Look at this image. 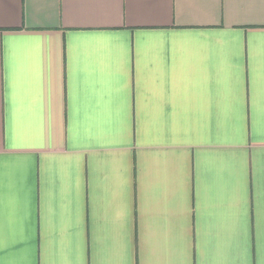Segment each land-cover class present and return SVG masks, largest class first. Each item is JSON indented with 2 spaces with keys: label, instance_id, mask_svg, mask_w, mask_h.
Here are the masks:
<instances>
[{
  "label": "crops",
  "instance_id": "crops-1",
  "mask_svg": "<svg viewBox=\"0 0 264 264\" xmlns=\"http://www.w3.org/2000/svg\"><path fill=\"white\" fill-rule=\"evenodd\" d=\"M41 0H0V220L7 212L13 240L0 238V248L10 244L15 264H44L43 238L49 223L62 224L78 247L84 264H101L111 256L114 243L123 244L120 264H147L145 239L157 230L169 236L172 264H203L202 235L208 225H218L233 236L236 264H264V137L255 131L251 104V78L247 38L241 42L239 63L245 89V185L238 206L206 208L205 197L216 202L231 193L235 177L200 171L197 148L189 149L186 171L169 179L168 212L150 214L158 189H149V148L142 142L146 124L162 106L163 120L170 123L174 41L183 33L255 29L260 21L229 22L224 17L191 18L177 11L178 0H63L55 15H39ZM42 40L40 51V144L19 148L12 143L13 127L6 42L13 37ZM106 36L120 53L114 79L109 81L106 102L126 126V139L98 153L92 146L77 148L74 126L82 117L84 75L70 54L77 37ZM162 47L145 51L149 38ZM235 62V61H234ZM147 65V66H146ZM162 71V92L152 95L146 83L148 70ZM158 83L160 80L158 79ZM213 106L210 131L230 134V123L217 114V87L210 84ZM80 156V181L71 176L61 190L58 175L42 168L48 156ZM122 161L123 188L118 200L124 205L122 225H113L115 210L107 161ZM30 164L21 174L6 164ZM102 169V171H99ZM8 179H5V173ZM106 177H108L106 179ZM207 190V191H206ZM7 194V200L5 196ZM24 201L22 216L15 197ZM0 252V261L3 260Z\"/></svg>",
  "mask_w": 264,
  "mask_h": 264
},
{
  "label": "clouds",
  "instance_id": "clouds-1",
  "mask_svg": "<svg viewBox=\"0 0 264 264\" xmlns=\"http://www.w3.org/2000/svg\"><path fill=\"white\" fill-rule=\"evenodd\" d=\"M63 0H41L36 13L55 15ZM179 14L191 18L224 17L229 22L260 21L255 29L234 31L183 33L174 41L176 58L172 67L170 93V123L163 120L162 106L155 109L152 119L146 124L142 142L148 146L149 189H158L153 204L162 205L149 209L150 214L168 212L167 200L170 192L169 179L178 171H186L191 160L189 149L197 148L195 163L205 173L219 177L227 174L235 177L231 193H221L216 202L205 197L206 208H228L238 206L245 185V89L243 73L239 63L242 38L248 45L251 104L254 113L253 126L264 137V0H178ZM39 37H13L6 42L10 80V103L12 112V143L19 148H32L40 144V51ZM162 47V41L151 37L145 51ZM77 66L84 75L83 111L74 126L77 148L92 146L98 153L107 151L106 146L118 145L126 139V126L122 125L114 110L108 107L107 85L119 69L121 53L110 44L106 36L77 37L70 45ZM235 61V62H234ZM147 66V65H146ZM148 70L147 90L156 95L162 92V71ZM158 79L160 82L158 83ZM215 83L217 92L215 107L217 114L230 123L227 135H213L210 131V116L213 97L210 84ZM80 156H48L42 168L55 172L61 180V190L68 184L70 176L80 181ZM112 181L114 207L111 220L114 226L122 225L124 205L118 200L123 188V165L113 155L107 161ZM30 164H6L21 174ZM99 171H102L100 169ZM108 177H106L107 179ZM8 179V173H5ZM207 191V190H206ZM7 194L5 200H7ZM18 214L22 216L24 201L15 197ZM0 238L13 240L7 212L0 220ZM233 236L218 225L206 226L202 235L203 264H236L238 253L233 247ZM10 244L0 248L3 260L0 264H15ZM44 264H84L82 255L65 233L62 224L51 223L44 230ZM147 264H172L173 249L169 236L162 239L157 230H151L145 239ZM123 244L114 243L112 255L102 258L101 264H120Z\"/></svg>",
  "mask_w": 264,
  "mask_h": 264
}]
</instances>
